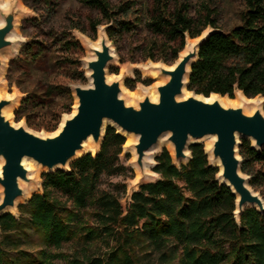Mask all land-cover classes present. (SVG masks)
<instances>
[{
	"label": "trees",
	"instance_id": "obj_1",
	"mask_svg": "<svg viewBox=\"0 0 264 264\" xmlns=\"http://www.w3.org/2000/svg\"><path fill=\"white\" fill-rule=\"evenodd\" d=\"M82 2L107 22L129 9L126 3L112 8L107 0ZM152 2L146 25L157 39L147 45L146 60L174 64L186 38L196 39L210 28L188 90L207 98L217 94L234 99L236 91L248 99L264 98V0H244L241 23L228 32L218 27L208 8L193 18L184 5L170 9L169 0ZM101 25L90 22L94 32ZM122 28L130 27L124 23ZM70 29L84 33L78 23ZM114 33L110 26V40ZM125 85L134 89L135 81ZM53 92L51 88L47 93ZM64 113L51 114L45 129L56 131ZM23 117L21 106L15 118ZM125 143V137L108 126L96 156H84L67 172L43 173L41 192L19 205L18 216H0V264H264V215L249 208L236 219V197L217 179L219 170L210 164L204 145L191 146V160L180 166L163 150L153 169L160 179L133 192L124 210L120 198L126 184L102 188V180L133 172L120 160ZM239 154L250 186H264V172L256 169L264 168V151L242 140Z\"/></svg>",
	"mask_w": 264,
	"mask_h": 264
},
{
	"label": "water",
	"instance_id": "obj_2",
	"mask_svg": "<svg viewBox=\"0 0 264 264\" xmlns=\"http://www.w3.org/2000/svg\"><path fill=\"white\" fill-rule=\"evenodd\" d=\"M18 13V0H12L6 12L0 7L3 22L0 26V74L4 66L3 55L14 50L19 42L12 40L17 33ZM212 32L210 29L194 39L195 43L185 47V53L182 52L172 66L152 63L149 72H156L163 80L155 87L158 100L152 102L144 94L134 106L127 105L121 97L120 81L110 83L107 79L108 68L116 61V55L103 29L99 49L94 48L91 41L86 44L92 56L86 62L91 85L72 89L77 100L75 114L65 118L61 129L51 136H40L23 124L13 125L4 111L11 109L14 101L1 99L0 216L18 212L19 203L26 200L24 185L30 183L29 170L24 166L26 160L33 161L45 173L67 172L71 164L91 154L88 143L95 151L94 156L99 153L107 123L119 134L131 136L134 140L130 147L135 153L133 165L140 172L138 189L145 184L147 167L152 165L147 157L153 156L161 140L172 145L173 163L180 166L191 160V146L204 145L205 140L212 139L211 150L205 151L208 156L211 154L210 164L219 170L217 179L236 197V219L249 208L264 215V201L250 186V177L242 172L239 154L240 139L251 142L252 148L258 152L264 151V114L261 111L264 98L259 97L261 102L254 104L252 114H247L245 106L223 107L218 101L206 102L203 99L207 97L188 90L192 67L199 59L201 46ZM185 93L190 96L186 97Z\"/></svg>",
	"mask_w": 264,
	"mask_h": 264
},
{
	"label": "rangeland",
	"instance_id": "obj_3",
	"mask_svg": "<svg viewBox=\"0 0 264 264\" xmlns=\"http://www.w3.org/2000/svg\"><path fill=\"white\" fill-rule=\"evenodd\" d=\"M107 2L112 8H118L126 3L129 9L125 14L119 15L115 19L116 21L107 22L99 11L86 6L82 0H18L17 40L19 42L14 50L7 51L3 55L4 66L0 74V100L14 101L9 116L13 125L23 124L29 131L46 136L57 132L63 120L74 112L77 100L72 89L77 86L86 88L91 85L86 62L91 60L92 56L86 44L88 41L97 42L100 32L105 29L107 33L110 26H113L115 33L114 38L112 40L108 38V41L114 50L116 61L108 68L107 79L110 83L120 81L121 97L126 104L136 106L137 101L144 98L142 89L156 87L162 83L161 78L155 77L149 72L152 63L162 62H153L144 58L149 42L157 39L146 25L153 9L152 0H107ZM180 4L188 8L187 13L193 18L205 15V8L213 10L218 27L224 32L240 25V15L245 10L244 0H169L170 9H174ZM91 21L102 23L96 32L90 27ZM77 23L84 31L83 34L79 30L70 29ZM124 23L129 24L130 28L124 30L122 28ZM209 31L210 28L204 32ZM195 41L187 37L186 47L189 44H194ZM185 51L186 48L183 52L185 53ZM155 54L157 55L156 52ZM111 70H117V73H113L114 71ZM80 73L84 74V78L80 77ZM127 80L135 81L134 89H129L125 85ZM51 88L54 92L49 95L47 92ZM66 89L70 90V94ZM237 92H235V98L231 99L236 103L239 101ZM131 94H139L141 97L132 98ZM43 103L50 106L43 108ZM21 106L24 109L25 117L17 121L15 112ZM254 109V105H245L247 114H252ZM59 111L66 113L62 114L56 131L48 132L45 128L50 123L51 114H56ZM261 111L264 114L263 107H261ZM28 120L32 124L30 127L27 124ZM108 126L111 124L107 123L105 130ZM125 139L129 140V143L127 146H123L120 160L133 172L126 178L116 177L102 180V188H107L111 183L126 184V194L120 198L124 210L131 202L132 192L135 189L138 190L139 180H134L136 178L133 167L135 153L130 147L134 140L131 136H126ZM241 141L242 139L239 140L240 144ZM165 149L171 154L169 147L164 145L153 153L152 165L149 170H146L147 177L144 183L160 179L153 169L157 164V156L161 155ZM256 169L264 172L261 165H257ZM45 172L39 166L29 170L30 183L24 185L26 200H22L19 205L29 200L33 194L41 192V175ZM132 176L133 178H130ZM254 191L264 201V186L254 189ZM12 213L18 216V212ZM64 252L68 253L69 248H65ZM56 264L65 263L60 261Z\"/></svg>",
	"mask_w": 264,
	"mask_h": 264
},
{
	"label": "bare ground",
	"instance_id": "obj_4",
	"mask_svg": "<svg viewBox=\"0 0 264 264\" xmlns=\"http://www.w3.org/2000/svg\"><path fill=\"white\" fill-rule=\"evenodd\" d=\"M11 3H12V0H4V1L0 0V7L6 12L10 8ZM2 24H3V22L0 19V26H2ZM17 38H18V34L15 33L13 35V37H12V40L13 39H17ZM99 42H100V34H99L98 41L97 42H91V43H92V46L94 48L99 49V47H100L99 46ZM190 45L191 44H189V46ZM151 74L153 76L157 77L156 72H152ZM142 91H143V94H147L148 95V97L150 98V100L152 102H157L158 96H157L155 87L142 89ZM185 96L186 97L190 96V94L189 93H185ZM237 96H238V99H239V101L237 103L233 102L231 99H229L227 97H221V96H218L216 94H212L211 96H209L208 98L203 99V100L206 101V102H209V103H211L213 101H218L223 107H228V106H231V107H244L245 105H252L253 106L254 104H258L259 102H261V99L259 97L254 98V99H248L239 91L237 92ZM131 97L132 98H140L141 95H139V94H131ZM76 107H77V103H75L74 112L72 113V115L75 114ZM11 112H12L11 109H7V110L4 111V114L9 117L11 115ZM61 126H60L59 130L61 129ZM40 136H41V134H40ZM128 143H129V140L126 141L125 146H127ZM203 144H204V147H205L206 151L209 152L211 150L213 141H212V139H208V140H205L203 142ZM163 145L169 147V149L171 151V154L173 155V147H172V145L169 144V143H164L163 140H161L159 142V145L157 146V148L153 152L158 150ZM87 149L89 151H91V154H95V151L93 150V147H92V145L90 143L87 144ZM209 158L211 159V154H209ZM134 160H135V157H134L133 161ZM147 160L152 162L153 156L149 155V157H147ZM24 166L26 167L27 170H33V169H35L37 167V165L33 161H30V160H26L24 162ZM133 167H134L135 172H136V178L134 180L137 181L139 179V177H140V172H139V170H138V168L136 166L133 165ZM149 169H150V167H147V170H149ZM18 202H20V201H18Z\"/></svg>",
	"mask_w": 264,
	"mask_h": 264
}]
</instances>
